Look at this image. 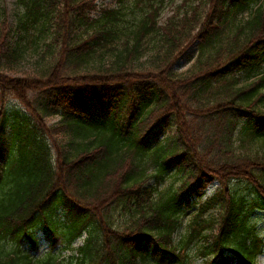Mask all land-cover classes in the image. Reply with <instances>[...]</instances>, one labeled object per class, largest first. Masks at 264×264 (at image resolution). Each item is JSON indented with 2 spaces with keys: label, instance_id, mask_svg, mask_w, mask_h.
Instances as JSON below:
<instances>
[{
  "label": "trees",
  "instance_id": "trees-1",
  "mask_svg": "<svg viewBox=\"0 0 264 264\" xmlns=\"http://www.w3.org/2000/svg\"><path fill=\"white\" fill-rule=\"evenodd\" d=\"M96 1L0 14V264H257L264 0Z\"/></svg>",
  "mask_w": 264,
  "mask_h": 264
},
{
  "label": "rangeland",
  "instance_id": "rangeland-1",
  "mask_svg": "<svg viewBox=\"0 0 264 264\" xmlns=\"http://www.w3.org/2000/svg\"><path fill=\"white\" fill-rule=\"evenodd\" d=\"M183 0H166V4L163 7L162 10V16H161V20L164 22L166 21L169 17L172 16L173 12L182 5ZM16 2L17 0H0V14H2L3 11L7 10L8 11V20L10 25H14L15 24V20L14 17L16 16V14L19 13V9L16 8ZM116 0H97L96 1V6L98 7L96 9V11H99L101 8H104L106 6L108 7H112V8H116ZM29 57L27 55L26 60L23 62V66L21 68L18 69L17 73L18 74H13V76L15 75L17 76H21L24 73H29V71H32V61L36 59L37 54L34 50H30L29 51ZM180 65H182V63H180ZM56 122V120L54 119V121H51L50 124H54ZM220 188L221 185L219 184L218 181H213L210 186L208 187V193L207 196L211 197L213 195V193H215L216 190H218L217 188ZM239 192H243L244 194H246L248 192V189L245 188V185L243 184H238L237 188H236ZM188 217L183 218V223L185 224L184 226L187 225L188 222ZM255 221H257L258 223V230H260L261 233L264 234V213L258 215V217L255 218ZM83 239V238H82ZM81 239V241H77L74 244V247H79L83 244V240ZM38 245L35 248V251H31L30 253H32V255L36 256V255H43L46 252H48V250L50 249V243L49 241H45V239L41 236H39L38 234ZM27 246V245H26ZM27 248H29L27 246ZM32 249V248H31ZM71 253H66L65 256L71 257ZM196 261H194V264H204L203 261L200 260V258L196 257L195 259ZM257 264H264V255H261L260 258L257 261Z\"/></svg>",
  "mask_w": 264,
  "mask_h": 264
}]
</instances>
